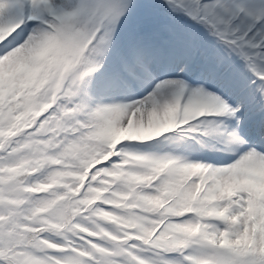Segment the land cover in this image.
<instances>
[{
    "label": "snow or ice",
    "instance_id": "snow-or-ice-1",
    "mask_svg": "<svg viewBox=\"0 0 264 264\" xmlns=\"http://www.w3.org/2000/svg\"><path fill=\"white\" fill-rule=\"evenodd\" d=\"M0 264H264V0H0Z\"/></svg>",
    "mask_w": 264,
    "mask_h": 264
}]
</instances>
